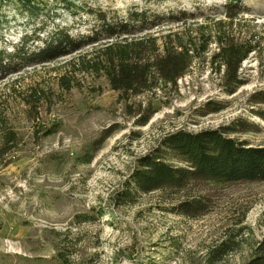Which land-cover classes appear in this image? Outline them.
<instances>
[{
  "label": "rangeland",
  "instance_id": "rangeland-1",
  "mask_svg": "<svg viewBox=\"0 0 264 264\" xmlns=\"http://www.w3.org/2000/svg\"><path fill=\"white\" fill-rule=\"evenodd\" d=\"M93 1L119 14L147 4L157 12L201 16L131 37L149 35L161 44L170 36L169 46L181 43L190 50L191 67L176 85H157L127 101L104 75L102 51L112 41L0 73V144L10 139L14 146L0 166V264H208L209 250L224 241L235 250L216 264L246 263L264 237V182L210 189L214 203L196 219L168 211L176 203L160 192L119 208L111 196L136 160L168 134L216 129L241 116L261 128L241 138L264 144V121L245 104L264 89V0H243L249 10L233 21L219 9L225 0ZM16 10L12 2L0 3V48L8 51L30 30L26 15ZM90 19H75L73 33H86ZM65 20L71 23V16ZM219 32L258 48L242 63L245 84L233 95L225 94L223 67L213 59ZM207 101L228 107L201 117L197 112ZM107 131L100 149L88 153ZM87 153L91 161L83 164L79 158Z\"/></svg>",
  "mask_w": 264,
  "mask_h": 264
},
{
  "label": "trees",
  "instance_id": "trees-1",
  "mask_svg": "<svg viewBox=\"0 0 264 264\" xmlns=\"http://www.w3.org/2000/svg\"><path fill=\"white\" fill-rule=\"evenodd\" d=\"M8 2L15 4L17 14L26 15L25 25L30 30L20 36L19 44L9 47L11 51L0 48V73L17 71L20 64L51 62L85 47L112 41L102 51V67L111 90L121 101H127L157 85H176L191 67L190 50L181 43L169 46L170 36L163 37L161 44L157 37L149 35L136 40L131 38L160 25L201 17L186 10L157 12L146 4L141 9L133 6L119 14L102 9L93 0H0V3ZM219 7L231 21L249 10L243 0H225ZM81 15L90 17L92 24L85 26L86 33H73L75 19L80 21ZM66 16H71V23L65 20ZM38 18L41 20L37 24ZM2 20L0 11V22ZM215 42L219 50L213 59L219 68L223 67V90L233 95L245 84L239 70L251 52L258 50L257 45L225 32L217 33ZM29 43L40 46L30 50ZM245 104L251 115L264 121V89L252 92ZM227 107L224 101H207L197 113L205 117ZM260 131L257 123L238 116L216 129L168 134L136 160L121 189L111 196V202L116 208L134 205L142 196L160 192L165 196L164 201L176 203L167 208L168 211L190 219L202 217L214 203L210 189L264 182V144L254 145L241 138ZM109 135L107 131L90 143L88 153L99 150ZM12 142L6 139L0 144V166L14 149ZM85 155L79 158L83 164L89 163L92 157ZM234 250L235 245L221 242L209 250L207 262L216 264ZM244 264H264V237Z\"/></svg>",
  "mask_w": 264,
  "mask_h": 264
}]
</instances>
